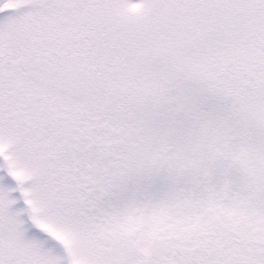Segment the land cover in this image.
<instances>
[{
  "label": "snow or ice",
  "instance_id": "snow-or-ice-1",
  "mask_svg": "<svg viewBox=\"0 0 264 264\" xmlns=\"http://www.w3.org/2000/svg\"><path fill=\"white\" fill-rule=\"evenodd\" d=\"M0 264H264V0H0Z\"/></svg>",
  "mask_w": 264,
  "mask_h": 264
}]
</instances>
